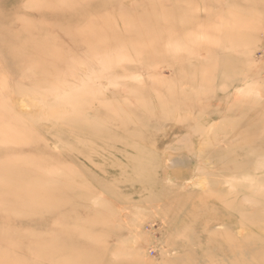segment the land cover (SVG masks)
Segmentation results:
<instances>
[{
	"label": "rangeland",
	"instance_id": "rangeland-1",
	"mask_svg": "<svg viewBox=\"0 0 264 264\" xmlns=\"http://www.w3.org/2000/svg\"><path fill=\"white\" fill-rule=\"evenodd\" d=\"M31 1L0 0V185L19 176L0 191V264H56L32 242L50 243L79 219L98 222L84 226L102 244V264H264V11L244 0ZM161 12L173 25L156 24ZM52 167L71 179L54 193ZM36 176L47 183L37 188ZM66 189L81 205L61 196ZM24 201L47 211L27 214Z\"/></svg>",
	"mask_w": 264,
	"mask_h": 264
},
{
	"label": "bare ground",
	"instance_id": "bare-ground-1",
	"mask_svg": "<svg viewBox=\"0 0 264 264\" xmlns=\"http://www.w3.org/2000/svg\"><path fill=\"white\" fill-rule=\"evenodd\" d=\"M25 1V0H24ZM36 1V0H35ZM35 1H33V3L35 2ZM215 1V0H214ZM26 2H27V0H26ZM30 2H32L31 0H29V2L28 3H30ZM60 2V1H59ZM59 2H57V3H59ZM64 2V0H62V2H61V4ZM196 2H197V0H187V3L188 4H195L196 6H197V4H196ZM199 2V1H198ZM218 2V1H217ZM216 2V3H217ZM244 2H246V4L247 5H252V6H255V8H256V10L258 11V12H260V11H264V0H244ZM32 3V4H33ZM37 3V2H36ZM35 3V4H36ZM205 3V2H204ZM219 3V2H218ZM224 3V2H223ZM38 4V3H37ZM208 4V3H207ZM220 4H221V2H220ZM219 4V5H220ZM234 4V3H233ZM25 5V4H24ZM40 5V4H39ZM194 5V6H195ZM203 5V4H202ZM210 5V4H209ZM217 5V4H216ZM29 5H27L25 8H27ZM204 6V5H203ZM206 6V5H205ZM29 7H31V6H29ZM33 7V6H32ZM31 7V8H32ZM40 7V6H39ZM217 7V6H216ZM219 7V6H218ZM36 8V7H35ZM205 8H207V7H205ZM226 8V7H225ZM224 8V9H225ZM229 8V7H228ZM227 8V9H228ZM30 9V8H29ZM209 9H210V6H209ZM208 9V10H209ZM212 9H213V7H212ZM230 9V8H229ZM228 9V10H229ZM252 12L251 14H253V13H256V11L255 12H253V11H251V10H248V12ZM215 12H216V10H215ZM218 12V11H217ZM226 12H227V10H226ZM212 13V12H211ZM214 14V13H213ZM212 14V15H213ZM216 14H218V13H216ZM221 14V13H220ZM257 14V13H256ZM211 15V16H212ZM215 15V14H214ZM219 15V14H218ZM217 15V17H219V18H217V19H220V16H218ZM224 15V14H223ZM260 15V14H259ZM259 15H255L256 17H258L259 18ZM216 16V15H215ZM214 16V17H215ZM222 16V15H221ZM231 16V15H230ZM250 16V15H249ZM224 17V16H223ZM223 17H222V19H223ZM181 18V17H180ZM178 19V20H181V19ZM206 18V17H205ZM213 17H211V19H212ZM226 17H224V20H226L225 19ZM234 18V17H233ZM210 19V20H211ZM221 19V21H223ZM240 19V18H239ZM238 19V20H239ZM250 19V18H249ZM155 20H156V24L159 22V21H163V23H165V24H167V27L166 28H168L170 25H173V21H172V16L170 15V14H168V13H156L155 14ZM241 20V19H240ZM251 20V19H250ZM254 20V19H253ZM122 21V20H121ZM212 21V20H211ZM214 21H216V19L214 20ZM220 21V20H219ZM229 21V20H228ZM228 21H223V22H228ZM230 21H232V19L230 20ZM247 21H248V18H247ZM246 21V22H247ZM204 22H206V20L204 21ZM222 22V25L224 24ZM240 22L241 21H237V26L238 27H240V29H241V26H239V25H241L240 24ZM252 23H253V21H251ZM255 22H257V21H255ZM215 23V22H214ZM213 22H212V24L213 25H215ZM220 23V22H219ZM219 23H217V25L219 24ZM252 23H251V25H252ZM258 23V22H257ZM256 23V24H257ZM133 24V23H132ZM234 24V23H233ZM250 23H247V25H249ZM255 24V23H254ZM255 24V25H256ZM208 25V24H207ZM206 25V27L208 28L209 26L211 27V28H213V26H211V25H208L207 26ZM220 25V24H219ZM218 25V26H219ZM222 25H221V28H222ZM226 25V24H225ZM228 25H229V22H228ZM228 25H226V26H228ZM246 25V26H247ZM254 25V26H255ZM258 25H259V23H258ZM122 26V25H121ZM125 28L127 29L126 31H129L130 29V24L129 23H126L125 25ZM133 26H134V24H133ZM245 26V22H244V27H246ZM257 26V25H256ZM196 27H200V26H197V24H196ZM210 27H209V29H210ZM220 27V26H219ZM218 27V28H219ZM243 27V26H242ZM248 28L250 27V26H247ZM246 27V28H247ZM122 28H124L123 26H122ZM216 29L217 30V32H219V29ZM247 28V29H248ZM251 28H252V26H251ZM78 29V28H77ZM201 29H203L202 31H206V30H204V28H201ZM200 29V30H201ZM206 29V28H205ZM252 29H254V28H252ZM251 29V30H252ZM26 30V29H25ZM81 30V29H80ZM197 30V29H196ZM72 31V30H71ZM189 32L188 33H190L191 31H192V29L190 30H188ZM194 32H196L195 33V36H191L190 38H194L195 39V37L197 36L196 34H197V31H195V30H193ZM201 31V32H202ZM209 31V30H208ZM255 31V30H254ZM24 32V31H23ZM253 32V31H252ZM170 33V32H169ZM192 33V32H191ZM203 33V32H202ZM211 33V32H210ZM254 33V32H253ZM205 35H207L206 33H204ZM82 35V34H81ZM187 36H188V34H186ZM185 35V36H186ZM193 35V34H192ZM200 35H202V34H200ZM210 35V34H209ZM205 36L206 37V39L207 40H210V38L208 39L207 37H211V35L210 36ZM216 35V34H215ZM239 35V34H238ZM185 36L184 37H182V38H184L185 39ZM190 36V35H189ZM227 36V35H226ZM249 36H251V35H248L247 37L249 38ZM201 37H203V36H201ZM205 37H204V39H205ZM213 37H214V35H213ZM213 37H212V40H213ZM216 37V36H215ZM220 37V36H219ZM222 37V36H221ZM63 38V37H62ZM66 38V37H65ZM82 38V37H81ZM84 38V37H83ZM82 38V39H83ZM181 38V39H182ZM189 38V37H188ZM188 38H186L187 39V41L186 40H182L183 42H188ZM240 38H242V37H240ZM239 38V39H240ZM245 38V37H244ZM151 39V38H150ZM168 39H170V37L168 38ZM203 39V40H204ZM206 39H205V44H206ZM215 40H216V42H217V39L216 38H214ZM239 39H237V41H239ZM85 40V39H84ZM179 40V39H178ZM193 40V39H192ZM203 40L201 41V43H204L203 42ZM212 40H210V41H208V42H211ZM220 40V39H219ZM235 40V39H234ZM241 40V39H240ZM251 40V39H250ZM148 41V40H147ZM152 41V40H151ZM174 41H175V39H174ZM195 41V40H194ZM226 41H228V40H226ZM242 41H244L243 43H245V41H246V39L244 40L243 38H242ZM249 41V40H248ZM84 42V41H83ZM149 42H150V40H149ZM167 42H169V41H167ZM176 42V41H175ZM180 42H181V40H180ZM190 42H192V41H190ZM207 42V43H208ZM220 42H221V40H220ZM228 42H230V41H228ZM233 42V41H232ZM250 42H252V41H250ZM117 43V42H116ZM130 43V42H129ZM139 43V42H138ZM170 43H172V44H174L172 41L171 42H169L168 44H170ZM177 43H179L178 41H177ZM200 43V42H199ZM200 43V44H201ZM213 43V42H212ZM223 42H221L220 44H218V45H216V43H215V45L217 46V48H220V49H223L224 48V44H222ZM231 43V42H230ZM234 43H236V42H234ZM234 43H233V45H234ZM247 43V42H246ZM70 44V43H69ZM84 44H86L85 42H84ZM137 44V43H136ZM172 44H170L171 45V47H173V49L171 48V52H172V50H173V52H175V50L174 49H176L175 48V44L172 46ZM180 44V48H181V46L183 45L182 43H179ZM185 44V43H184ZM191 44V43H190ZM209 44V43H208ZM211 44V43H210ZM251 43H248V44H246L247 46H249ZM131 45V44H130ZM139 45L141 46V44L139 43ZM147 45H149V44H147ZM187 45V44H186ZM196 45V44H195ZM194 44H193V46L194 47H196ZM199 44H197V46H198ZM235 45H238V44H235ZM240 45V44H239ZM245 45V46H246ZM169 46V45H168ZM177 46V50H178V45H176ZM212 46H214V44H212ZM242 46V45H241ZM244 46V45H243ZM247 46L245 47L246 49H247ZM252 45H250L249 46V48H248V52H249V49H250V47H251ZM132 47H133V45H132ZM142 47V46H141ZM143 47H145V46H143ZM190 47H192V46H190ZM190 47H189V45H188V48L190 49ZM193 47V48H194ZM233 48L232 46H227V48ZM14 48V47H13ZM74 48V47H73ZM165 48H166V45H165ZM193 48H191V49H193ZM238 48V47H237ZM244 48V47H243ZM243 48H241V49H243ZM244 48V49H245ZM114 49V48H113ZM155 49V48H154ZM186 50H187V48H185ZM224 49H226V48H224ZM245 49V50H246ZM16 50V49H15ZM55 50V49H54ZM134 50H135V48H134ZM139 49L137 48V51H138ZM168 50V52H170ZM176 50V51H177ZM182 50V49H181ZM186 50H184L185 52H186ZM218 50V49H217ZM234 50V49H233ZM232 50V51H233ZM237 50V49H236ZM136 51V52H137ZM187 51H189V50H187ZM190 51H192V50H190ZM194 51H195V49H194ZM238 51V50H237ZM92 52V51H91ZM96 52V51H95ZM106 52V51H105ZM171 52H170V54H171ZM196 52V51H195ZM200 52H202V51H199V53ZM204 52V51H203ZM206 52V51H205ZM203 53L204 54V57H206V59H207V56L206 55H208V54H206V53ZM234 52H235V50H234ZM239 52H241V51H239ZM141 53V52H140ZM181 53V52H180ZM187 53V52H186ZM197 53V52H196ZM195 53V54H196ZM245 53V52H244ZM107 54V53H106ZM106 54H105V56H106ZM129 54V53H128ZM177 54V53H176ZM190 54V53H189ZM195 54H194V56H195ZM198 54V53H197ZM196 54V55H197ZM81 55H82V53H81ZM86 56L87 55H89V54H85ZM84 55V56H85ZM191 55V54H190ZM98 56V55H97ZM172 56V55H171ZM192 56H193V54H192ZM39 57V56H38ZM89 57V56H88ZM93 57H96V56H93ZM98 57H100V55L98 56ZM103 57H104V55H103ZM200 57H203V56H200ZM209 57L211 58V56H210V53H209ZM242 57V56H241ZM100 58H102V57H100ZM105 58V57H104ZM106 58H107V56H106ZM121 58H123V57H121ZM135 58V57H134ZM164 58V57H163ZM210 58H209V60H210ZM215 58V57H214ZM124 59V58H123ZM241 59V58H240ZM105 60H107V59H105ZM185 60H186V58H185ZM204 60H205V58H204ZM209 60H207L208 62H209ZM242 60V59H241ZM100 61V60H99ZM116 61V60H115ZM114 61V62H115ZM121 62L123 61L124 62V60H120ZM120 61H116V62H120ZM143 61V60H142ZM212 61V60H211ZM210 61V62H211ZM242 61H244V60H242ZM120 62V63H121ZM140 62V61H139ZM90 64H91V62H89ZM206 64H207V62H205ZM247 63V62H246ZM116 64V63H115ZM175 64V63H174ZM188 64V63H187ZM190 64V63H189ZM211 64V63H210ZM213 64V63H212ZM93 65V64H92ZM143 65V64H142ZM153 65V67H154V64H152ZM183 66H184V64H182ZM186 65V64H185ZM194 65V64H193ZM216 65V64H215ZM247 65V64H246ZM102 66V65H101ZM101 66H99V67H101ZM104 66V65H103ZM190 66V65H189ZM107 67V66H106ZM153 67L151 68V69H153ZM98 67L96 66L95 67V70L97 69ZM189 68H192V67H188V69ZM105 69V68H104ZM193 69V68H192ZM84 70V69H83ZM90 71V70H89ZM106 71V70H105ZM131 71V70H130ZM145 71V70H144ZM191 71H194V70H191ZM190 70H189V73L191 72ZM215 71V70H214ZM214 71H212V72H214ZM97 72V71H96ZM153 72V71H152ZM151 72V73H152ZM210 72H211V70H210ZM209 72V73H210ZM100 73V72H99ZM151 73H149V74H151ZM192 73V72H191ZM212 74V73H211ZM214 74V73H213ZM212 74V75H213ZM75 75V74H74ZM77 75V74H76ZM75 75V76H76ZM100 75H101V73H100ZM134 75H135V73H134ZM137 75V74H136ZM152 75V74H151ZM198 75V74H197ZM211 75V76H212ZM216 75V74H215ZM98 76H99V74H98ZM132 76V75H131ZM195 76V75H194ZM199 76H200V73H199ZM206 76V75H205ZM210 76V74H208V78H211L212 80H213V78L215 77H209ZM77 77H79V76H76L75 78H77ZM158 77V76H157ZM191 77V76H190ZM201 78H203L202 76H200ZM199 77V78H200ZM88 78H89V76H88ZM94 78V77H93ZM99 78V77H98ZM155 78V77H154ZM195 78V77H194ZM198 77H197V79H199ZM207 78V77H206ZM80 78H78L77 80H79ZM87 79V78H86ZM94 79H96V78H94ZM115 79V78H114ZM160 79H162L161 77H160ZM159 79V80H160ZM196 79V80H197ZM204 79H205V77H204ZM99 80V79H98ZM120 80H121V77H120ZM159 80H158V82H159ZM196 80H193V81H196ZM201 81H203V79H200ZM200 80H199V82H200ZM210 80V79H209ZM209 80H204L205 81V84H203L204 83V81L203 82H201L202 83V85H205V87H206V82H209L208 84H210V81ZM211 80V82H213ZM152 81V80H151ZM157 81V80H156ZM155 81V82H156ZM60 82V81H59ZM66 82V81H65ZM82 82V81H81ZM80 82V83H81ZM84 82H85V84H86V81L84 80ZM88 82V81H87ZM97 82V81H96ZM197 83H198V81H196ZM195 82V83H196ZM230 82V81H229ZM90 83V82H89ZM98 83H99V81H98ZM119 83V82H118ZM150 83V82H149ZM165 83V82H164ZM168 83V82H167ZM200 83V84H201ZM58 84V83H57ZM84 83H82V85H83ZM117 84V83H116ZM116 84H114V85H116ZM154 84V83H153ZM159 84V83H158ZM161 84V83H160ZM163 84V83H162ZM199 83H198V85H200ZM212 84V83H211ZM252 84V83H251ZM154 85H156V83L154 84ZM164 86L165 85H167V84H163ZM172 85V84H171ZM255 85V84H254ZM74 86V85H73ZM118 86V85H117ZM168 86H170V85H168ZM167 86V88H169ZM196 86H197V84H196ZM251 88H253L251 85H249ZM248 86V87H249ZM119 87V86H118ZM200 87H202L201 85H200ZM204 87V86H203ZM68 88V87H67ZM76 89H77V87H75ZM74 88V89H75ZM115 88V87H114ZM117 88V87H116ZM115 88V89H116ZM123 88H125V87H123ZM123 88L121 87V89L123 90ZM154 88V87H153ZM164 89H166V88H164ZM196 89V88H195ZM202 89V88H201ZM250 89V88H249ZM249 89H245V90H248V91H250V92H255V91H251V89L249 90ZM71 90V89H70ZM69 90V91H70ZM91 90V89H90ZM99 90V93H100V89H98ZM191 90V89H190ZM197 90H199L200 91V89H197ZM222 90V89H221ZM68 91V92H69ZM76 91V90H75ZM75 91H73V92H75ZM112 91V90H111ZM222 91H224V88H223V90ZM258 91V90H257ZM92 92V91H91ZM125 91H123V93H124ZM155 92V91H154ZM182 92V91H181ZM23 93V92H22ZM51 93H52V91H51ZM98 93V94H99ZM115 93V92H114ZM126 93V92H125ZM162 93V92H161ZM172 93V92H171ZM197 93H198V91H197ZM203 93H206V92H203ZM54 94V93H53ZM82 94V93H81ZM85 94H87V92L85 93ZM89 94H91V93H88V95ZM101 94V93H100ZM110 94V93H109ZM157 94V93H156ZM155 94V95H156ZM248 94V93H247ZM22 95V94H21ZM24 95V94H23ZM32 95H33V93H32ZM51 95V94H50ZM79 95V94H78ZM135 95V94H134ZM182 95H184V94H182ZM186 95V94H185ZM199 95H201V94H199ZM198 95V96H199ZM205 95V94H204ZM251 95V94H250ZM256 95V94H255ZM53 98H55L53 95H51ZM51 96H49V97H51ZM76 96V95H75ZM80 96V95H79ZM82 96V95H81ZM93 95H91L90 97H92ZM101 96H102V94H101ZM100 96V97H101ZM114 96V95H113ZM120 96V95H119ZM202 96V95H201ZM19 97V96H18ZM24 97V96H23ZM36 97V96H35ZM34 97V98H35ZM48 97V98H49ZM51 97V98H52ZM70 97V96H69ZM73 97V96H72ZM71 97V98H72ZM157 97V96H156ZM197 97V96H196ZM248 97V96H247ZM259 97V96H258ZM28 98V97H27ZM117 98V97H116ZM200 98V97H199ZM203 98H205V97H203ZM249 98V97H248ZM252 98V97H251ZM255 98H257V97H255ZM25 99V98H24ZM30 99V98H29ZM45 99V98H44ZM43 99V100H44ZM61 99V98H60ZM73 99H74V97H73ZM75 99H77V98H75ZM95 99V98H94ZM103 99H105V98H103ZM102 99V100H103ZM108 99V98H107ZM246 99V98H245ZM260 99V98H259ZM258 98H257V100H259ZM50 100V99H49ZM52 100V99H51ZM97 100V99H96ZM252 100V99H251ZM255 100V99H254ZM261 100V99H260ZM98 102H100V99L99 100H97ZM105 101V100H104ZM104 101H101V103L102 102H104ZM190 101V100H189ZM44 102H46V101H44ZM77 102V101H76ZM109 102V101H108ZM64 103H66V102H64ZM74 103V102H73ZM73 103H71L70 102V104L71 105H73ZM104 103H106V101L104 102ZM185 103H186V101H185ZM201 103V102H200ZM199 103V104H200ZM203 103V102H202ZM69 104V105H70ZM103 104V103H102ZM109 105H110V103H108ZM187 104V103H186ZM198 104V105H199ZM44 105V104H43ZM67 105V104H66ZM70 105V106H71ZM254 105V104H253ZM187 106H188V104H187ZM43 107V106H42ZM73 107V106H72ZM89 107H90V105H89ZM104 107V106H103ZM186 107V106H185ZM189 107L190 106H188L187 107V109H189ZM44 108V107H43ZM45 108H46V106H45ZM47 108H49V106H47ZM110 108H111V105H110ZM230 108H231V106H230ZM229 108V109H230ZM91 109V108H90ZM89 109V110H90ZM113 109V108H112ZM197 109H198V107H197ZM228 109V108H227ZM45 110V109H44ZM111 110V109H110ZM119 110V109H118ZM224 110H225V108H224ZM42 111V110H41ZM79 111V110H78ZM123 111V110H122ZM126 111V110H125ZM232 110H230V112H231ZM45 112V111H44ZM44 112H42V114H40L41 116L42 115H44L43 113ZM132 112H134V111H132ZM199 112V111H198ZM230 112H229V114H230ZM233 112H234V109H233ZM113 113H114V110H113ZM124 113V112H123ZM203 113V112H202ZM235 113V112H234ZM31 114V113H30ZM127 114V113H126ZM187 114V113H186ZM226 114H227V111H226ZM130 115V114H129ZM190 115V114H189ZM31 116H33V115H31ZM35 116V115H34ZM71 116H73V115H71ZM70 116V117H71ZM178 116V115H177ZM37 117V116H36ZM44 117V116H43ZM67 117V116H66ZM78 116H76V118H77ZM69 118V117H68ZM72 118V117H71ZM74 118H75V116H74ZM223 119V118H222ZM67 120V119H66ZM69 120V119H68ZM73 121H72V123L75 121L74 119H72ZM77 121H78V119H77ZM75 122L74 124H76L77 123V125H78V123L79 122ZM91 121H93V120H91ZM230 121H232V120H229V123H231ZM69 122H71V120L69 121ZM95 123H97V121H94V126L96 125ZM66 124V123H65ZM98 124V123H97ZM10 125V124H9ZM82 124H80V126H81ZM92 125H93V123H92ZM92 125H91V127H92ZM99 125V124H98ZM248 126V125H247ZM247 126H245V128L243 127V131L244 130H248L247 129ZM83 127V126H82ZM89 127V126H88ZM207 127V126H206ZM209 127V126H208ZM249 127V126H248ZM80 128V127H79ZM90 128V127H89ZM94 129H97L98 128V130L99 131H97V132H101V130H103V129H101V128H99V127H97V126H95V127H93ZM255 128V127H254ZM105 129L107 130V128L105 127L104 128V131H105ZM252 130H253V128H252ZM251 131V130H250ZM96 132V134H98ZM209 132V131H208ZM208 132H205L206 134L208 133ZM95 133V132H94ZM249 133H250V135H249ZM101 134V133H100ZM245 135L247 134V133H244ZM244 134H242L243 136H245ZM248 135L249 136H251V135H253L252 134V132H248ZM248 135H246V136H248ZM97 136V135H96ZM242 136V137H243ZM255 137H256V135H254ZM101 137V136H100ZM90 142H91V140H90ZM200 142V141H199ZM89 143V142H88ZM95 144V143H94ZM204 144V143H203ZM91 145H93V144H91ZM136 145V144H135ZM142 145V144H141ZM205 145V144H204ZM203 145V146H204ZM143 146V145H142ZM202 146V145H201ZM201 146H199L200 148H201ZM198 147V146H197ZM100 148V147H99ZM101 148H103V147H101ZM135 148V147H134ZM141 149V148H140ZM148 149V148H147ZM256 149V148H255ZM102 150V149H101ZM200 150V149H199ZM144 152V151H143ZM151 152H153V151H151ZM198 153V152H197ZM201 153V152H200ZM251 153V152H250ZM140 155V154H139ZM152 155V154H151ZM150 155V156H151ZM199 156V155H198ZM197 156V157H198ZM258 157V156H257ZM257 157H255V159L257 158ZM264 157V156H263ZM260 159L262 158V157H259ZM258 158V159H259ZM142 159V158H141ZM202 159H204V158H202ZM257 159V160H258ZM143 160V159H142ZM256 160V161H257ZM262 160H263V158H262ZM203 161V160H202ZM264 161V160H263ZM27 162V161H26ZM147 162V161H146ZM258 163H261L262 161L260 160V162H259V160L257 161ZM26 164H28V163H26ZM262 164V163H261ZM261 164H258V165H260L261 166ZM263 164H264V162H263ZM257 166V165H256ZM256 168V167H255ZM253 169H254V167H253ZM52 171L56 174V175H58L57 176V182L56 183H54V187H53V189H52V193H54V189L55 188H59L60 190L61 189H63L65 186H69V182H70V180L71 179H69L68 177H69V175H67V174H65V173H67L66 171H63V172H61V171H59V172H57V169L56 168H53L52 167ZM59 173L60 174H62L61 176L59 175ZM72 174V173H71ZM246 174V173H245ZM244 173H243V175H245ZM63 175H66L67 177H65V178H63L62 176ZM242 175V177H244ZM19 176L18 175H16V174H11V175H9L8 177H7V180L6 181H4V183H2L1 185H0V191H6V190H9L10 188H15V186H16V182H17V180H19V178H18ZM68 178V179H67ZM251 179V178H250ZM53 180V179H52ZM253 180V179H252ZM28 182H30L29 180H28ZM226 182V181H225ZM47 183V181H45V180H43L42 179V177L41 176H36V183H34L35 184V186L37 187V188H40L41 186H43V185H45ZM193 183V182H192ZM201 183V182H200ZM186 184H188V183H186ZM204 184V183H203ZM251 185H255V184H251ZM251 185H249V186H251ZM201 186V185H200ZM184 187H186V186H184ZM195 187V186H194ZM252 188H254L255 186H251ZM262 187V186H261ZM219 188V187H218ZM257 190V189H256ZM256 190H255V194L258 192V190H257V192H256ZM250 192L251 193H253L254 192V189H253V192H252V189L250 190ZM60 194H61V196L62 197H65L66 199H71L73 202H74V204H79V205H81V203H82V201H83V196L82 195H80L79 193H73V192H70V190L68 189H66L65 190V192H60ZM254 194V193H253ZM235 199V198H234ZM236 200V199H235ZM40 202H42V199L40 200ZM251 202V201H250ZM91 203H92V201H91ZM35 203H34V201H24V207H22V209H23V211L24 210H26L27 211V214H28V212H30V213H34V212H42V214H45V212L47 211L45 208H42V207H39V206H36V205H34ZM102 205V204H101ZM249 205V204H248ZM252 205V204H251ZM1 206V205H0ZM30 206H34L32 209H31V207ZM55 206V205H54ZM77 206V205H76ZM243 206V205H242ZM30 207V208H29ZM79 207V206H78ZM106 207V206H105ZM250 207V206H249ZM21 208V207H20ZM104 208V207H103ZM78 209V208H77ZM77 209H75L76 211H77ZM81 210V209H80ZM238 211H240V210H238ZM241 212V211H240ZM239 212V213H240ZM247 212V211H246ZM77 213V212H76ZM102 213V212H101ZM238 213V214H239ZM248 213V212H247ZM90 214V213H89ZM244 215H245V213H243ZM243 214H241L242 216H243ZM87 215H88V213H87ZM104 215V214H103ZM82 216V215H81ZM102 216V215H101ZM59 217V216H58ZM88 218H89V215H88ZM91 218V217H90ZM89 218V219H90ZM103 218V217H102ZM101 218V219H102ZM60 219V218H59ZM65 219V218H64ZM72 219V217H70V220ZM75 220H76V218H74ZM94 219V218H93ZM100 219V220H101ZM61 220V219H60ZM87 220V219H86ZM85 219H84V222L82 221V220H80L79 219V221H81V223L83 222V225L81 224V223H78V224H75V223H77L76 221L74 222V220H73V222H74V224L75 225H73V226H66V227H64V229L63 230H61L59 233L60 234H58V235H56L54 238L55 239H51V242L49 243L48 241L47 242H42V240H39L41 237H37L33 242H32V244H31V247L30 248H32V250H33V252H36L37 253V251H38V253H39V255L41 256V258L42 259H44V260H47L48 259V257L49 256H52V255H54L55 254V259H53V262H55L56 264H102L101 262H100V260L97 258V257H95L96 256V251L97 250H99V249H101L102 248V244H95L94 243V241L93 240H95V242H96V240L97 239H95V237L93 238V240L91 241L90 239H92V237L90 238V236H94L95 234L93 233V234H91L90 236H86V235H88L87 233H89L90 231L87 229V228H89V227H87L86 228V226H88V225H85L84 226V223H86L87 224V222L88 223H90V225L89 226H91V222L92 221H86ZM98 220H99V218H98ZM97 220V221H98ZM23 221V220H22ZM62 221H64V220H62ZM86 221V222H85ZM103 221H105V220H102V222ZM26 222V221H25ZM68 222V223H67ZM65 223H67V224H71L72 222H70L69 223V221H66ZM92 223H95V222H92ZM96 223H98V222H96ZM95 223V224H96ZM104 224H106V223H104ZM72 225V224H71ZM242 225V224H241ZM95 226V225H94ZM108 226V225H107ZM241 227V226H240ZM239 227V228H240ZM242 227H245L244 225L242 226ZM25 228H26V226H25ZM101 228V227H100ZM248 228V227H247ZM247 228H245L246 230H247ZM3 229V228H2ZM28 228H26V230H27ZM90 229V228H89ZM244 229V228H243ZM98 230V229H97ZM107 230V229H106ZM238 230H241V228L240 229H238ZM237 230V231H238ZM252 230V229H251ZM242 231V230H241ZM244 231V230H243ZM52 232V231H51ZM92 232V231H91ZM95 233H96V231H94ZM259 232H260V230H259ZM25 233V232H24ZM28 233V232H27ZM238 233V232H237ZM30 234V233H29ZM34 234V233H33ZM234 234V233H233ZM240 234H242L241 232L239 233V235ZM259 234V233H258ZM262 234V233H261ZM4 235H6V234H4ZM97 235V234H96ZM252 235V234H251ZM253 235H257V232L256 233H253ZM85 236H86V238H87V240L88 241H91V242H93L92 244H87L88 242L86 241V243H84L85 241L84 240H86V238H85ZM227 236V235H226ZM235 236V235H234ZM248 236H250V233H249V235ZM7 237L9 238L10 237V235H7ZM27 237H29V236H27ZM32 237V236H31ZM85 238L84 240H82V241H84V242H82V241H80L82 238ZM100 238H102V236H99ZM252 237V236H251ZM6 238V237H5ZM97 238V237H96ZM226 239H228L229 240V238L228 237H225ZM79 240V242H82L83 244H85V245H82V244H78V241ZM10 240L9 239H7V244H8V242H9ZM113 241V240H112ZM233 240H231L230 242H232ZM239 241V240H238ZM3 242V241H2ZM97 242H98V240H97ZM230 242H229V244H230ZM11 243H13L12 241H11ZM11 243L10 244H8L9 246L11 245ZM31 243V242H30ZM106 243V242H105ZM68 244H70V245H68ZM12 246V245H11ZM15 246V245H14ZM232 246V245H231ZM16 247H18L17 245H16ZM66 248V249H65ZM237 248V247H236ZM234 249H235V247H234ZM36 250V251H35ZM235 250H237V249H235ZM86 251H88V253L87 254H85V252ZM9 252V251H8ZM8 252H6V254L8 253ZM35 254V253H34ZM244 255V254H243ZM233 256V255H232ZM2 257V256H1ZM8 257V256H7ZM246 257H247V253H246ZM248 258V257H247ZM5 259H6V255H5ZM11 259V258H10ZM5 262H6V260H5ZM4 262V263H5ZM8 263V262H7ZM10 263V262H9ZM15 264V263H14Z\"/></svg>",
	"mask_w": 264,
	"mask_h": 264
}]
</instances>
